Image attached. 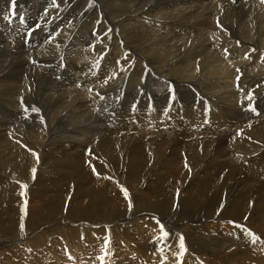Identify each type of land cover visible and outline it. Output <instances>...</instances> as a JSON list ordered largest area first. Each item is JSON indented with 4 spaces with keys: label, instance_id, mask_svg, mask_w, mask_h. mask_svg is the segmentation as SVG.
<instances>
[{
    "label": "rangeland",
    "instance_id": "obj_1",
    "mask_svg": "<svg viewBox=\"0 0 264 264\" xmlns=\"http://www.w3.org/2000/svg\"><path fill=\"white\" fill-rule=\"evenodd\" d=\"M96 1L0 0V147L23 145L28 152L37 135L43 144L36 151L33 179L70 190L65 209L76 196L79 181L92 173L111 179L114 187L122 185L125 193L141 186L122 214L128 215L135 206L150 208L164 230L167 224L172 227L162 237V228L151 222L142 233L129 225L114 240L107 235L115 232L112 228L104 234L106 241L100 234L79 237V242L54 235L36 250L28 243L18 251L11 248L10 256L5 253L1 260L5 264H264V173L254 177L264 170V37L260 38L264 0ZM193 114L209 119L204 131L192 127ZM160 127L162 131L157 130ZM235 163L241 170L228 165ZM168 166L188 171L186 179L165 182ZM250 177L254 181L246 179ZM175 183L184 192L182 198L148 200L164 185L177 189ZM32 194L42 195L38 187ZM81 200L87 203L85 197ZM23 208L16 213L18 219L29 213L27 203ZM13 215L9 222L0 221V234ZM89 252L94 253L93 262Z\"/></svg>",
    "mask_w": 264,
    "mask_h": 264
},
{
    "label": "bare ground",
    "instance_id": "obj_2",
    "mask_svg": "<svg viewBox=\"0 0 264 264\" xmlns=\"http://www.w3.org/2000/svg\"><path fill=\"white\" fill-rule=\"evenodd\" d=\"M98 3L100 2L99 0H97ZM96 1V2H97ZM108 1V0H107ZM115 1V0H114ZM125 1V0H124ZM17 2V1H16ZM95 2V1H94ZM111 2V1H110ZM18 4V3H17ZM102 4V3H101ZM107 4V3H106ZM139 4V3H138ZM109 5V4H108ZM113 5V4H112ZM126 6V5H125ZM129 6V5H128ZM138 6V5H137ZM9 7V6H8ZM108 7V6H106ZM7 8V7H6ZM21 8V7H20ZM112 8V7H111ZM114 8V7H113ZM145 8V7H144ZM235 8V7H234ZM118 9V8H117ZM137 9V8H136ZM2 10V9H1ZM107 10V9H106ZM138 10V9H137ZM264 10V9H263ZM6 11V10H5ZM115 11V10H114ZM131 11V10H130ZM228 11V10H227ZM251 11V10H250ZM134 13V12H133ZM132 13V14H133ZM4 14V13H3ZM131 15V14H130ZM235 15V14H234ZM2 18V17H1ZM120 19V18H119ZM75 20V19H74ZM138 20V19H137ZM241 20V19H240ZM255 20L252 19L251 21ZM12 21V20H11ZM18 21V20H17ZM144 21V20H143ZM142 21V22H143ZM243 25H244V20L242 21ZM249 21H247L248 23ZM257 22V21H256ZM260 22L262 23L263 20H260ZM8 23V22H7ZM14 23V22H13ZM31 23V22H30ZM251 23V22H250ZM249 23V24H250ZM4 24V23H3ZM162 24V23H161ZM241 24V23H240ZM254 24V22L252 23ZM9 26V25H8ZM140 26V25H139ZM143 26V24H142ZM147 26V25H146ZM241 26V25H240ZM251 26V25H250ZM248 26H246L247 28ZM24 28V27H23ZM185 28V27H184ZM242 28V26H241ZM245 28V26H244ZM243 28V29H244ZM249 28V27H248ZM251 28V27H250ZM260 28V27H259ZM28 30V29H27ZM245 30V29H244ZM248 29H246L247 31ZM251 30V29H250ZM254 32V29H252ZM263 30V29H262ZM261 30V32H262ZM7 31V30H6ZM50 31V30H49ZM258 31V30H257ZM55 33V32H53ZM243 33V31H242ZM241 33V34H242ZM246 33V32H245ZM249 32H247L248 34ZM251 34V33H250ZM255 34V32H254ZM212 35V34H211ZM244 35V34H243ZM249 35V34H248ZM250 36V35H249ZM248 36V37H249ZM210 37V36H208ZM262 37H264V31L262 32V35L260 36L261 40ZM254 38V37H253ZM237 39V38H236ZM246 39V38H245ZM257 39V38H256ZM259 39V38H258ZM257 39V40H258ZM239 40V39H238ZM248 40V39H247ZM253 40V39H252ZM260 40V41H261ZM142 41V40H141ZM241 41V40H240ZM255 41V39L253 40ZM6 42V41H5ZM74 42V41H73ZM243 42V41H242ZM241 42V43H242ZM257 42V41H256ZM262 42V41H261ZM251 43V42H250ZM264 44V41L262 42ZM261 43V44H262ZM260 44V42L258 43ZM117 45V44H116ZM12 46V45H11ZM10 46V47H11ZM194 46V45H193ZM252 46V45H251ZM263 46V45H261ZM192 47V46H191ZM247 47V46H246ZM249 47V46H248ZM260 47V46H259ZM255 48V47H254ZM262 48V47H261ZM171 49V48H170ZM172 50V49H171ZM177 50V49H176ZM245 50V49H244ZM263 50V48H262ZM215 51V50H214ZM247 51V50H246ZM250 52V51H249ZM254 52V51H253ZM264 52V51H263ZM262 52V53H263ZM5 53V52H4ZM244 53V52H243ZM261 53V51H260ZM178 54V53H177ZM250 54V53H249ZM175 55V54H173ZM245 55V54H244ZM264 56V55H263ZM23 57V56H22ZM195 57V56H194ZM217 57V55H216ZM243 57V56H242ZM183 58V57H182ZM245 58V57H244ZM255 58V57H254ZM237 59V58H236ZM212 60V58H211ZM224 60V59H223ZM184 61V60H183ZM205 61V60H204ZM207 61V60H206ZM1 62V61H0ZM195 62V61H194ZM224 62V61H223ZM264 62V61H263ZM2 63V62H1ZM177 63V62H176ZM214 63V61H213ZM229 63V62H228ZM183 64V63H182ZM191 64V63H190ZM224 65V64H223ZM236 65V63H235ZM189 66V65H188ZM201 66V65H200ZM222 66V65H219ZM212 67V66H210ZM224 67V66H222ZM228 67V66H227ZM194 68V67H191ZM208 68V67H207ZM205 69V68H204ZM195 70V68H194ZM202 70V69H201ZM209 70V69H207ZM213 70V69H212ZM224 70V69H222ZM247 70H249L247 68ZM252 70V68H251ZM260 70V69H259ZM186 71V70H185ZM188 71V70H187ZM186 71V72H187ZM191 71V70H190ZM198 71V70H196ZM204 71V70H203ZM232 71V70H231ZM236 71V70H235ZM256 71V70H255ZM254 71V73H255ZM205 72V71H204ZM203 72V73H204ZM214 72V71H213ZM261 72V71H260ZM185 73V72H184ZM192 72H189V74ZM196 73V72H194ZM215 73V72H214ZM231 73V72H230ZM263 73V72H262ZM201 74V72H200ZM216 74V73H215ZM214 74V76H216ZM188 75V74H187ZM76 76V75H75ZM193 76V75H192ZM195 76V75H194ZM229 76V75H228ZM249 75H247L248 77ZM220 77V76H219ZM224 77V76H223ZM232 78V77H231ZM229 79V78H228ZM247 79V78H246ZM224 80V78H223ZM227 79L224 80V82ZM236 80V79H235ZM221 81V80H220ZM228 81V80H227ZM253 81V80H252ZM257 81V80H256ZM185 82V81H184ZM242 82V81H241ZM254 83V82H253ZM259 83V82H258ZM227 84V83H225ZM229 84V83H228ZM261 84V83H260ZM220 85V84H219ZM234 85V84H233ZM264 85V83H263ZM262 86V85H261ZM76 87V86H75ZM214 87V86H212ZM66 89V88H65ZM233 89V88H232ZM231 89V90H232ZM221 91V90H220ZM257 91V90H256ZM61 92V91H60ZM223 92V91H222ZM226 92V90H225ZM230 92V91H229ZM262 92V90H261ZM221 93V92H220ZM245 93V92H244ZM20 94V93H19ZM76 94V93H75ZM226 94V93H225ZM230 94V93H229ZM234 94V93H233ZM248 94V93H247ZM74 95V94H73ZM72 97L76 100L75 97H77L76 95ZM264 95V94H263ZM67 96V95H66ZM71 96V95H70ZM69 96V97H70ZM78 98V97H77ZM230 98V96H229ZM235 99V98H234ZM17 100V98H16ZM19 100V99H18ZM68 100V99H67ZM73 101L74 103H76V101ZM80 100V99H79ZM217 100H219L217 98ZM215 100V101H217ZM78 101V99H77ZM82 100H80L81 102ZM71 102V101H70ZM231 102V100H230ZM62 103V101L60 102ZM74 103H71L74 104ZM79 103V102H78ZM222 103V102H221ZM225 103V102H224ZM16 104V103H15ZM64 104V103H63ZM62 104V105H63ZM77 104V103H76ZM81 104V103H80ZM217 104V102H216ZM82 105V104H81ZM222 105V104H221ZM225 105V104H224ZM64 106V105H63ZM70 106V105H69ZM74 106V105H73ZM80 106V105H78ZM231 106V105H230ZM66 107V106H64ZM71 107V106H70ZM76 107V106H75ZM54 108V107H53ZM56 108V107H55ZM73 108V107H72ZM88 108V107H87ZM228 108V107H227ZM232 108V107H231ZM239 108V107H238ZM237 108V109H238ZM71 109V108H70ZM76 109V108H75ZM84 109V108H83ZM91 110V108H89ZM202 109V108H201ZM66 110V109H65ZM60 111V110H59ZM75 111V110H74ZM189 110H187L188 112ZM16 112V111H15ZM33 112V111H32ZM58 112V111H57ZM86 112V111H85ZM88 112V111H87ZM225 112V111H224ZM223 112V113H224ZM264 112V110H263ZM262 112V113H263ZM30 113V112H29ZM59 113V112H58ZM61 113V112H60ZM90 113V112H88ZM202 115L204 112H200ZM212 113V112H211ZM245 113V111H244ZM70 114V113H69ZM205 114V113H204ZM209 114V113H208ZM207 114V115H208ZM228 114V113H227ZM237 114V113H236ZM52 115V114H51ZM60 115V114H59ZM234 115V114H233ZM215 116V115H214ZM235 116V115H234ZM19 117V116H18ZM88 117V116H87ZM236 117V116H235ZM233 117V118H235ZM57 119L56 117H53ZM59 118V117H58ZM190 118V117H189ZM247 118V117H245ZM32 119V118H31ZM252 119V118H251ZM52 120V118L50 119ZM209 119L207 118H203L202 116L200 117L199 115H192V120H191V124L192 127L195 126L198 131H204L203 126L205 123L208 122ZM73 121V120H72ZM239 121V120H238ZM260 121V120H259ZM71 122V120H70ZM75 122V121H74ZM78 122V121H77ZM225 122V121H224ZM251 122V121H250ZM262 122V121H261ZM54 123V122H53ZM72 123V122H71ZM189 126H191L190 121L186 122ZM228 123V122H227ZM233 123V121H232ZM235 123V122H234ZM244 123V121H243ZM50 124V123H49ZM216 124V123H215ZM221 124V123H220ZM225 124V123H224ZM223 124V125H224ZM242 124V123H241ZM246 124V123H245ZM75 125V124H74ZM214 125V124H213ZM219 125V124H218ZM226 125V124H225ZM238 125V124H237ZM263 125V124H262ZM50 126V125H49ZM212 126V125H211ZM216 125H214L215 127ZM236 126V125H235ZM240 126V125H239ZM238 126V127H239ZM246 126V125H245ZM252 126V125H251ZM257 126V125H256ZM255 126V127H256ZM207 127V124L205 125L204 128ZM222 127V126H221ZM224 127V126H223ZM228 127V126H227ZM254 127V126H253ZM259 127V126H258ZM261 127V125H260ZM191 128V127H190ZM220 128V127H219ZM225 128V127H224ZM233 128V126L231 127ZM242 128V127H241ZM246 128V127H245ZM263 128V127H262ZM20 129V128H19ZM27 129V128H26ZM34 129V128H33ZM217 129V128H216ZM215 129V130H216ZM221 129V128H220ZM234 129V128H233ZM255 129V128H254ZM32 130V128H31ZM40 130V128H39ZM38 130V131H39ZM48 130V129H47ZM158 131H162L163 127L157 128ZM170 129H167V131H169ZM222 130V129H221ZM239 130V128H238ZM263 130V129H262ZM261 129L258 131H262ZM30 131V130H29ZM34 131V130H33ZM197 131H195L197 133ZM218 131V130H217ZM245 131V130H243ZM248 131V130H247ZM255 131V130H254ZM17 132V131H16ZM40 132V131H39ZM38 132V133H39ZM86 132V131H85ZM210 132V131H209ZM232 132V131H230ZM237 132V131H236ZM239 132V131H238ZM242 132V131H241ZM257 133V130L255 131ZM263 132V131H262ZM19 133V132H18ZM25 133V132H24ZM73 133V132H72ZM213 133V132H212ZM225 133V132H224ZM240 133V132H239ZM33 134H36L35 132H33ZM32 134V135H33ZM199 134V132H198ZM214 134V133H213ZM241 134V133H240ZM248 134V133H247ZM19 134H16V136ZM21 135V134H20ZM19 135V136H20ZM27 135V134H26ZM25 135V136H26ZM145 135V134H144ZM147 135V134H146ZM237 135V134H236ZM252 135V134H250ZM15 136V137H16ZM24 136V135H23ZM29 136V135H27ZM37 136V135H36ZM35 137L31 143L33 146H30L29 151L27 152V150H25L26 148L23 147V145L21 146V149L17 146H12L11 148L8 146V149L5 148L6 145H4L3 147H0V221H6L9 222V218L10 215L22 212L24 209L23 205L24 204H28V208H29V213L26 217L23 219H18L17 216L13 217L12 220L10 221V223H8V225L5 227L4 229V233L0 234V264H5L2 258H4V254H8V256H10V249L11 248H15L14 251H18V249H20L23 245H25L26 243L30 244V246L33 248V250H36V247H40L41 244L47 242V240L51 237H53L54 235L60 236L62 237L63 240H66L67 242H69V239L71 241L72 238H76L77 241L79 242V237H86L87 238L90 235H95V234H100L99 236H103L104 234L109 233L108 231L112 228H114L115 232L112 231L107 235H110V239L113 238H117L118 237V233L121 234L123 232V230L129 226V225H135V229H139L141 228L139 231L142 233V228L147 225L150 224L149 222H151V226H153L154 228L158 227V228H162V232L163 235H161V231H160V235L163 237L164 233H166V231L170 230L167 227H172L171 224H167V227L165 228V230L163 229L162 225L159 224L158 219L159 216H157L154 212L153 209H138L135 208L136 204H139L138 202H134V208L131 210V212L128 215H124L122 214L123 211H126L125 206L127 205V203H130V199L131 197L140 189L139 187L135 188L134 190L128 191V193H125L124 188H122L121 183L123 184V182H120V185H116V187H114V183L111 179H107L105 176L100 177V175H96V174H88L85 176L86 181L80 180L79 181V185L77 186L76 189V193L72 199V203L70 205V207L68 209H65V199L68 198L66 195H68L67 193L70 194V190L68 191L65 188H62L61 186H58V184L56 185L55 183L49 182L46 185H42L40 183H37V178L33 179V177L35 176V169L37 167V158H38V150L41 147V145L43 144V142H41V139H38ZM128 136V135H127ZM214 136V135H213ZM235 136V135H234ZM253 136V135H252ZM10 138V136H8ZM43 137V136H42ZM104 137V136H103ZM236 137V136H235ZM5 138V137H4ZM212 138V137H211ZM223 138V137H220ZM219 138V139H220ZM226 138V137H225ZM258 138V137H257ZM256 138V139H257ZM17 139V138H16ZM24 139V137H23ZM28 139V138H27ZM215 139V138H214ZM15 140V138H14ZM19 140V139H18ZM22 140V139H21ZM26 140V139H24ZM30 140V139H28ZM53 140V138H52ZM148 140V139H147ZM172 140V139H171ZM23 141V140H22ZM166 141V140H165ZM17 142V141H16ZM49 142V141H48ZM199 142V141H198ZM230 142V141H229ZM252 142V141H251ZM262 142V141H261ZM26 143V142H25ZM30 143V144H31ZM47 143V142H46ZM172 143V142H171ZM238 143V142H237ZM236 143V144H237ZM241 143V142H240ZM27 144V143H26ZM25 144V146H27ZM166 144V143H165ZM263 144V143H262ZM261 144V145H262ZM66 145V144H65ZM200 145V143H199ZM207 144H205L206 146ZM29 146V145H28ZM46 146V145H45ZM50 146V145H49ZM48 145L46 147H49ZM56 146V145H55ZM59 146V145H58ZM56 146V147H58ZM170 146V145H169ZM204 146V147H205ZM237 146V145H236ZM264 146V145H263ZM72 147V146H71ZM174 147V146H173ZM226 148V147H225ZM235 148V147H234ZM42 149V147H41ZM62 149V148H61ZM172 149V146H171ZM175 149V148H173ZM181 149V148H180ZM224 149V147H223ZM44 150V149H43ZM51 150V149H50ZM177 150V149H175ZM189 150V149H188ZM197 150V149H196ZM216 150V149H215ZM228 150V149H227ZM237 150V149H236ZM37 151V152H36ZM47 151V150H46ZM192 151V150H191ZM221 151V149H220ZM238 151V150H237ZM45 152V151H44ZM48 152V151H47ZM64 152V151H63ZM219 152V150H218ZM222 152V151H221ZM263 152V150H262ZM39 153V152H38ZM228 153V152H227ZM16 154V155H15ZM230 154V153H229ZM232 154V153H231ZM13 155V156H12ZM47 155V154H46ZM52 155V154H51ZM162 155V153H161ZM198 155V154H197ZM211 155V154H210ZM235 155V154H234ZM44 156V155H43ZM182 156V155H181ZM217 156V155H216ZM221 156V155H220ZM42 157V156H41ZM52 157V156H51ZM148 157V156H147ZM259 157V154L258 156ZM261 157V156H260ZM43 158V157H42ZM41 158V159H42ZM47 158V157H45ZM204 158V157H203ZM230 158V157H229ZM249 158V157H248ZM253 158V157H252ZM69 159V158H68ZM206 159V157L204 158ZM237 159V158H236ZM206 161V160H204ZM177 162V161H176ZM208 162V161H207ZM206 162V163H207ZM41 163V161L39 162ZM49 163V162H48ZM66 163V162H65ZM165 163V162H164ZM163 163V164H164ZM171 163V162H170ZM118 164V163H117ZM175 165V164H174ZM208 165V164H207ZM221 165V164H220ZM225 165V164H224ZM229 166H234L236 169L241 168L240 166L233 164H228ZM43 166V165H42ZM41 166V167H42ZM147 166V165H146ZM176 166V165H175ZM205 166V165H204ZM52 167V166H51ZM139 167V165H138ZM145 167V166H144ZM182 167V166H181ZM210 167V166H209ZM218 167V166H216ZM224 167V166H222ZM227 167V166H226ZM180 168V167H179ZM184 168V167H183ZM264 168V167H263ZM126 169V168H125ZM125 169L123 171H125ZM218 169V168H217ZM231 169V168H230ZM16 170V171H15ZM227 170V169H226ZM233 170V167H232ZM241 170V169H239ZM37 171V170H36ZM135 171V170H134ZM161 171V170H160ZM236 171V170H235ZM260 171V169H259ZM45 172V170H44ZM188 172V171H187ZM182 173L179 169L177 168H173L171 166H168L166 168V177H165V182H168L170 179H182L185 180L187 177L188 173ZM208 173V172H207ZM262 173H264V170L260 171L257 174H254V177H257L259 175H261ZM51 174V173H50ZM54 174V173H53ZM67 174V173H66ZM136 174V173H135ZM233 174V173H232ZM237 175V173H235ZM240 174V173H239ZM238 174V175H239ZM112 175V174H111ZM127 173L125 174L126 177ZM160 175V174H159ZM10 176L12 178H10ZM61 176V175H60ZM65 176V175H64ZM76 176V175H75ZM130 176V172L128 173V176ZM158 176V175H157ZM223 176V174H222ZM229 176V175H227ZM232 176V175H231ZM230 176V178H231ZM15 177V178H13ZM36 177V176H35ZM38 177V176H37ZM48 177V175H47ZM100 177V178H99ZM121 177V176H120ZM131 177V176H130ZM133 177V176H132ZM237 177V176H236ZM242 177V176H241ZM68 178V177H67ZM66 178V179H67ZM224 178V177H223ZM229 178V177H228ZM57 179V178H56ZM248 181H254L253 178H246ZM177 180V181H178ZM198 180V179H197ZM219 180V177H218ZM230 180V179H229ZM228 180V181H229ZM42 181V180H41ZM44 181V180H43ZM50 181V180H49ZM56 181V180H55ZM59 181V180H58ZM163 181V180H162ZM200 181V180H199ZM231 181V180H230ZM48 182V181H47ZM179 182V181H178ZM177 182V183H178ZM183 182V181H182ZM196 182V181H195ZM60 183V182H59ZM175 183V188H173V190H170L169 187L167 186H161L162 188L158 189L156 192V194L154 195L151 194V196L148 197V200L151 201V199H166L167 197L170 198L171 195H173L174 197V202L177 201V199L182 198V193H180L178 190L179 186L178 184ZM198 183V182H197ZM61 184V183H60ZM69 184V182H68ZM67 184V185H68ZM173 184V182H172ZM170 184V185H172ZM203 184V183H202ZM261 184V183H260ZM62 185V184H61ZM135 185V184H134ZM65 186V185H64ZM137 186V185H136ZM133 186V187H136ZM184 186V184H183ZM264 186V185H263ZM38 187V190L41 192V196L40 197H35L34 194H32V192L36 191ZM40 187V188H39ZM43 187V189L41 188ZM74 187V186H73ZM72 187V188H73ZM132 187V188H133ZM68 188V187H66ZM71 188V190H72ZM172 188V186H171ZM187 188V187H186ZM197 188V187H196ZM209 189V185H206V189ZM217 188V186H216ZM260 189V188H259ZM188 190V189H187ZM172 191V192H171ZM204 191V190H203ZM151 192V191H150ZM210 192V191H209ZM216 193V192H215ZM230 193V192H229ZM263 197H264V191L261 192ZM203 194V193H202ZM201 194V195H202ZM184 195V194H183ZM200 195V196H201ZM219 195V194H218ZM73 196V195H72ZM205 196V195H204ZM209 196V195H208ZM66 197V198H65ZM85 197L87 199V203L85 202V204L82 203L81 198ZM134 197V196H133ZM138 197V196H137ZM172 197V198H173ZM196 197V195H195ZM199 197V196H198ZM209 198V197H208ZM144 199V198H143ZM67 200V199H66ZM146 200V199H145ZM168 200V199H166ZM197 200V199H196ZM208 200V199H207ZM216 200V199H215ZM133 201V199H132ZM180 201V200H179ZM199 201V200H197ZM146 202V201H145ZM144 202V203H145ZM218 202V201H217ZM222 203V201H220ZM68 203V202H67ZM143 203V201H142ZM149 203V202H148ZM158 203V202H157ZM199 203V202H198ZM210 203V202H209ZM215 203V202H214ZM150 204V203H149ZM67 205V204H66ZM141 205V204H140ZM139 205V206H140ZM155 204H153V207ZM161 205V204H160ZM163 205V204H162ZM174 205V204H173ZM213 205V204H212ZM27 206V205H26ZM131 206V205H130ZM145 206V204H144ZM150 206V205H149ZM128 207V206H127ZM163 207V206H162ZM165 207V206H164ZM210 207V206H209ZM130 208V207H129ZM125 209V210H124ZM156 209V208H155ZM184 209V208H183ZM28 210V209H27ZM152 210V212H150ZM169 210V209H168ZM193 210V209H192ZM204 210V209H203ZM214 210V209H213ZM209 211V210H208ZM228 211V210H227ZM66 212V214L64 215L63 213ZM160 212V211H159ZM165 212H167L165 210ZM164 212V214H166ZM171 213V212H170ZM180 213V212H179ZM230 213V212H229ZM178 214V213H176ZM232 214V213H231ZM187 215V214H186ZM14 216V215H13ZM124 216V217H123ZM261 216V215H260ZM131 217H137L138 219L135 220V218L127 223V221L129 219H131ZM176 217V216H175ZM199 217V216H198ZM255 217V216H254ZM170 218V217H169ZM210 218V216H209ZM234 218V217H232ZM231 218V219H232ZM152 219H157L152 221ZM172 219V218H171ZM176 219V218H175ZM181 219V218H180ZM193 219V218H192ZM198 219V218H197ZM223 219V218H222ZM168 220V219H167ZM174 220V219H173ZM233 220V219H232ZM264 220V219H263ZM185 221V220H184ZM219 221V220H218ZM223 221V220H222ZM239 221V220H238ZM256 221V220H254ZM169 222V221H168ZM176 222V221H175ZM189 222V221H188ZM188 222L186 225H188ZM206 222L205 220H203V223ZM237 223L234 220L232 221V223ZM241 222V221H240ZM172 223V221H171ZM209 223V222H208ZM215 223V222H214ZM173 224V223H172ZM256 224V223H255ZM185 224L183 226H186ZM196 225V224H195ZM214 225V224H213ZM227 225V224H226ZM259 225V223H258ZM105 226V227H104ZM166 226V225H165ZM164 226V227H165ZM177 226V225H176ZM210 226V224H209ZM236 226V225H235ZM211 227V226H210ZM215 227V226H214ZM189 228V227H188ZM201 228V227H200ZM206 228V227H205ZM209 228V227H208ZM216 228V227H215ZM179 229V228H178ZM198 229V228H197ZM203 229V228H202ZM207 229V228H206ZM2 230V229H1ZM72 230L71 233H69V231ZM134 230V229H133ZM160 230V229H159ZM181 231V230H180ZM2 232V231H1ZM0 232V233H1ZM125 232V231H124ZM206 233V231H205ZM216 233V232H215ZM102 234V235H101ZM159 234V233H158ZM190 234V233H189ZM210 234V233H209ZM51 235V236H50ZM104 235V240L106 241L108 239V236ZM155 235V234H154ZM211 235V234H210ZM124 236V235H123ZM158 236V235H157ZM12 237V238H11ZM126 237V235H125ZM156 237V235L154 236ZM177 237V236H176ZM196 237V236H195ZM11 238V239H10ZM160 238V237H159ZM178 238V237H177ZM231 238V237H230ZM10 239V240H8ZM197 239V238H196ZM219 239V238H218ZM54 240V239H53ZM263 241V240H262ZM49 242V241H48ZM103 242V241H102ZM200 242V240L198 241ZM104 243V242H103ZM127 244V243H126ZM62 245V244H61ZM29 246V247H30ZM48 246V245H47ZM47 246H45V248H47ZM181 246V245H180ZM26 247V246H25ZM28 247V248H29ZM62 247V246H61ZM27 248V249H28ZM31 248V249H32ZM176 248V247H175ZM182 248V247H179ZM264 248V247H263ZM30 249V250H31ZM128 249V248H127ZM253 249V248H252ZM256 249V248H255ZM259 249V248H258ZM26 250V249H25ZM183 250V248L181 249ZM189 250V249H188ZM203 250V249H202ZM180 251V250H179ZM185 251V250H184ZM201 251V250H200ZM242 251V250H241ZM247 251V250H246ZM249 252V251H248ZM89 260L90 262L92 260H94V253L92 254L91 252H89ZM180 255V253H178ZM204 254V253H203ZM251 254V253H250ZM22 255V254H21ZM88 255V254H87ZM189 255V254H188ZM245 255V254H244ZM16 255H14L15 257ZM81 257H83V254L80 255ZM182 256V255H181ZM7 257V256H6ZM66 257V256H65ZM86 257V256H85ZM176 257V256H175ZM189 257V256H188ZM232 257V256H231ZM257 257V256H256ZM88 258V257H87ZM98 258V256H97ZM3 261H2V260ZM227 259V258H226ZM258 259V257H257ZM83 260V259H82ZM101 260V257L99 256L97 262H99ZM93 262V261H92ZM96 262V261H95ZM258 263V262H257ZM12 264H16L12 263ZM232 264V263H231Z\"/></svg>",
    "mask_w": 264,
    "mask_h": 264
},
{
    "label": "snow or ice",
    "instance_id": "obj_3",
    "mask_svg": "<svg viewBox=\"0 0 264 264\" xmlns=\"http://www.w3.org/2000/svg\"><path fill=\"white\" fill-rule=\"evenodd\" d=\"M34 111H38V109H34Z\"/></svg>",
    "mask_w": 264,
    "mask_h": 264
}]
</instances>
